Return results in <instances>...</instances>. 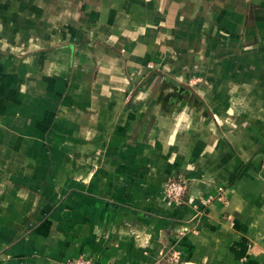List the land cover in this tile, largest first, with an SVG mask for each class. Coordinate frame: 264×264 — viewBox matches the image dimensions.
I'll return each instance as SVG.
<instances>
[{"label":"crops","instance_id":"1","mask_svg":"<svg viewBox=\"0 0 264 264\" xmlns=\"http://www.w3.org/2000/svg\"><path fill=\"white\" fill-rule=\"evenodd\" d=\"M79 255L264 264V0H0V264Z\"/></svg>","mask_w":264,"mask_h":264},{"label":"built area","instance_id":"2","mask_svg":"<svg viewBox=\"0 0 264 264\" xmlns=\"http://www.w3.org/2000/svg\"><path fill=\"white\" fill-rule=\"evenodd\" d=\"M190 186V181L188 178L183 176H175L169 178L163 187L164 197L170 201L175 206H182L187 203L186 195ZM221 191V190H220ZM214 198L222 199V194L219 192L217 196L207 195L206 197L199 198L198 202L201 205H206L211 202ZM177 256L173 255V261H177ZM63 264H95L91 257L85 255H79L76 258L69 259Z\"/></svg>","mask_w":264,"mask_h":264}]
</instances>
